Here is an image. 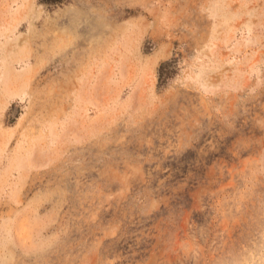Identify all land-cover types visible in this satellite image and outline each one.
Here are the masks:
<instances>
[{
    "label": "rangeland",
    "instance_id": "1",
    "mask_svg": "<svg viewBox=\"0 0 264 264\" xmlns=\"http://www.w3.org/2000/svg\"><path fill=\"white\" fill-rule=\"evenodd\" d=\"M0 264H264V0H0Z\"/></svg>",
    "mask_w": 264,
    "mask_h": 264
},
{
    "label": "trees",
    "instance_id": "2",
    "mask_svg": "<svg viewBox=\"0 0 264 264\" xmlns=\"http://www.w3.org/2000/svg\"><path fill=\"white\" fill-rule=\"evenodd\" d=\"M44 3L55 5V4H63L68 2L69 0H41ZM160 76H162V70L160 71Z\"/></svg>",
    "mask_w": 264,
    "mask_h": 264
}]
</instances>
